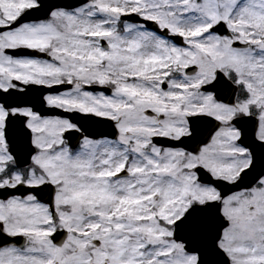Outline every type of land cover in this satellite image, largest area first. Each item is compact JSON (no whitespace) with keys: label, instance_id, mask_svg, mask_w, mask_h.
Instances as JSON below:
<instances>
[{"label":"snow or ice","instance_id":"obj_1","mask_svg":"<svg viewBox=\"0 0 264 264\" xmlns=\"http://www.w3.org/2000/svg\"><path fill=\"white\" fill-rule=\"evenodd\" d=\"M0 238V264H264V0H0Z\"/></svg>","mask_w":264,"mask_h":264},{"label":"flooded vegetation","instance_id":"obj_2","mask_svg":"<svg viewBox=\"0 0 264 264\" xmlns=\"http://www.w3.org/2000/svg\"><path fill=\"white\" fill-rule=\"evenodd\" d=\"M137 19V18H136ZM136 19H132L130 20L131 22H135ZM177 42H179V38H176ZM33 87L34 91L32 93L33 96H39L42 92H46L48 91L47 89H36L35 86H31ZM62 90V89H61ZM101 89L97 90L100 91ZM104 91H107L106 89ZM40 108V111L42 112V114L44 115H51V116H60V114H55L58 110L57 109H51V108H47L44 105H37ZM68 114V113H67ZM69 118L73 119L75 122L79 123L81 120V117L79 116V114H71V116H68ZM94 118V117H92ZM96 119V121L98 122L99 125H105L108 127V133L110 135L112 129L109 127L108 122H105L103 120H101L100 118H94ZM85 122H83L84 124ZM102 136L105 135H101L100 137H95V138H102Z\"/></svg>","mask_w":264,"mask_h":264},{"label":"water","instance_id":"obj_3","mask_svg":"<svg viewBox=\"0 0 264 264\" xmlns=\"http://www.w3.org/2000/svg\"><path fill=\"white\" fill-rule=\"evenodd\" d=\"M56 2H60V3H68V4H78L79 2H80V0H56ZM26 53V52H25ZM80 122H82V121H80ZM81 124V123H80ZM82 126H83V128L88 132V133H90V134H92V135H94V136H100L101 134H105V133H103L96 125H92V126H90V125H87L86 123H82L81 124ZM69 136H70V138L72 139V142H73V138H75V135H70L69 134ZM73 137V138H72ZM75 140V142H76V138L74 139ZM75 142H74V144H75ZM0 240H2V238H0ZM17 242L18 243H20L21 242V240L19 239L18 240V238H17Z\"/></svg>","mask_w":264,"mask_h":264}]
</instances>
